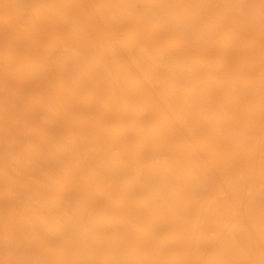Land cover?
<instances>
[{
	"label": "bare ground",
	"instance_id": "bare-ground-1",
	"mask_svg": "<svg viewBox=\"0 0 264 264\" xmlns=\"http://www.w3.org/2000/svg\"><path fill=\"white\" fill-rule=\"evenodd\" d=\"M0 264H264V0H0Z\"/></svg>",
	"mask_w": 264,
	"mask_h": 264
}]
</instances>
